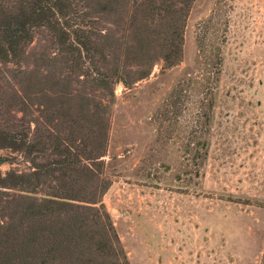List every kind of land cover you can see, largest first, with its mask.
<instances>
[{"label": "rangeland", "instance_id": "rangeland-1", "mask_svg": "<svg viewBox=\"0 0 264 264\" xmlns=\"http://www.w3.org/2000/svg\"><path fill=\"white\" fill-rule=\"evenodd\" d=\"M73 1L96 53L39 31L16 62L0 63V131L25 139L0 145V264L40 262L24 208L68 185L78 200L95 190L128 264H264V0H193L170 67L144 63L135 44L131 17L139 27L149 0ZM205 78V99L193 89L188 110L163 114L177 82ZM197 106L206 132L189 142ZM64 145L73 171L55 164Z\"/></svg>", "mask_w": 264, "mask_h": 264}, {"label": "trees", "instance_id": "trees-1", "mask_svg": "<svg viewBox=\"0 0 264 264\" xmlns=\"http://www.w3.org/2000/svg\"><path fill=\"white\" fill-rule=\"evenodd\" d=\"M192 1L158 0L156 5L154 0H149L141 13L139 27L134 26L136 18L133 14L131 29L133 28L135 44L140 48L144 63L159 59L165 67H170L179 61L183 25ZM76 15L73 0H0V63L16 62L33 35L39 31H44L61 49L83 50L90 55L96 53L89 37L81 35V28L75 22ZM156 27L161 32H156ZM131 49L132 47L127 46L126 60L128 54L132 53ZM99 55L104 59L101 52ZM218 73L219 69L214 68L206 74L211 79ZM111 76H118V68L111 70ZM143 77L145 74H140L137 79ZM207 87V78L201 82L195 79L180 80L165 99L163 114L176 115L185 112L188 110L184 106L187 93L194 89L196 99L202 100L207 96V91L211 93L214 90ZM194 114L193 121L184 126L185 130L193 128L185 131L189 142L190 138L195 139L193 137L198 134V129H203L201 134L206 132L199 121L203 114L202 108L197 106ZM17 143L23 146L25 139L6 136L0 131V145L14 146ZM55 155L58 156L55 164L59 169L74 170L75 163L70 158L77 155L72 152V148L64 145L62 149L55 150ZM5 161L0 157V164ZM84 181H90L87 175L84 176ZM67 187L63 195H52L51 198L35 201V205L28 204L24 208L22 217L35 216V247L31 249L35 252V260H40L38 264L47 257L56 264H103L98 261L99 257L107 258L108 264H128L95 190L89 191L83 200H78L74 198L71 186ZM103 189L105 186L100 188ZM78 201L83 205H76ZM91 226L98 227L104 234L108 231L110 236L105 235L102 240H85L86 231ZM262 259L264 260V245Z\"/></svg>", "mask_w": 264, "mask_h": 264}]
</instances>
